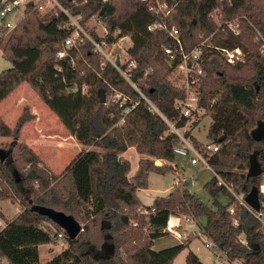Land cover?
Here are the masks:
<instances>
[{"label":"trees","instance_id":"obj_1","mask_svg":"<svg viewBox=\"0 0 264 264\" xmlns=\"http://www.w3.org/2000/svg\"><path fill=\"white\" fill-rule=\"evenodd\" d=\"M59 2L72 15H82L85 26L98 14L106 22L105 41L109 45L119 36L129 35L127 53L137 62V67L129 71L130 81L177 126L186 125L188 118L175 107L177 99L185 98V92L169 79L174 66H170L163 53V45L172 44V39L165 31L148 30L157 20L148 9V2ZM40 5L29 2L8 37L0 36L2 54L12 63L10 68L0 72V102L27 82L80 143L101 147L103 151L81 150L62 174L57 175L28 144H14L8 150L0 147V198L16 197L25 207L0 230V264H40L39 246L52 243L54 236L40 223L50 221L61 227L40 214L35 209L37 205L63 211L77 221L92 215V219L99 220L103 237L101 246L97 245L88 237L90 227L86 225L78 237H68L69 247L46 264H172L196 236L185 241L173 238L168 230L172 216L195 220L200 232L212 242L213 249L225 254L231 264H264L261 220L228 188L245 196L253 186L260 188V176L249 177L248 170L250 157L257 152L264 171V140L256 141L251 136L257 118L260 115L264 118V57L250 60L255 74L247 76L245 72L249 71L250 63L231 64L216 49L219 46L234 49L238 44L247 51L243 45L244 34H218L220 38L214 40L216 46H203L206 77L200 86L199 107L211 113L207 138L219 146L216 152L207 154L215 172L205 184L212 202L206 203L185 185L146 205L138 190L149 186L151 172L166 174L172 170L171 164L157 165L156 159L170 162L175 159L173 149L178 136L170 131L159 114L149 109L130 81L93 50L91 42L73 49L74 65L69 56L60 59L62 42L70 32L65 27L69 18L61 8L55 13L42 14ZM215 10L229 18L243 11L264 31V0H175L168 23L179 29L187 50L198 46L216 30L211 17ZM89 30L96 40L103 41L100 35ZM117 30L120 33L115 37ZM230 38L235 40L234 44ZM124 68H128V64ZM85 86L87 89L83 92ZM101 90L106 92L104 103L100 98ZM113 91L128 97L126 105L138 102L122 124L119 122L123 107L110 99ZM29 118L23 114L13 129L0 125V133L19 136ZM197 124L198 121L192 123L193 127ZM186 135L197 146L204 145L190 132ZM14 147L20 150L19 157L14 155ZM130 147L148 156L140 159L132 178L129 177L131 163L122 155ZM221 195L228 197L227 203L220 201ZM260 200L263 205L261 190ZM231 206L234 214L229 211ZM141 207L146 209L147 217L138 213ZM133 220L139 226H131ZM168 236L170 242L154 247L157 241ZM241 237L246 243L240 241ZM185 264L203 262L189 250Z\"/></svg>","mask_w":264,"mask_h":264},{"label":"rangeland","instance_id":"obj_2","mask_svg":"<svg viewBox=\"0 0 264 264\" xmlns=\"http://www.w3.org/2000/svg\"><path fill=\"white\" fill-rule=\"evenodd\" d=\"M34 1L43 5V8L40 9L42 14H45L46 12L55 13L60 9L59 0ZM22 15L23 11L21 10L14 14L12 18L15 20L16 18H20ZM211 17L217 25V28L214 32L202 39L200 44H205V46H216L217 44L214 40H218L221 34L227 35L232 33L234 36H242L244 34L245 42H243V45L247 48V51H244L240 45L235 44L240 48L241 53L238 55L237 61L233 64L238 62H243L245 64L250 63L251 67L249 68V71L245 72V74L254 76L255 66L250 60H256V58L264 57V31L261 30V28L256 25L243 11H240L239 14L233 18H229L222 15L220 10H215L211 13ZM106 26V22L98 16V14H95L87 24V28L92 29L98 35H102L106 32ZM12 30L13 29L4 27L3 20L0 17V36H3L6 39L9 32ZM217 35L219 37H217ZM230 40H232L230 41L231 44L235 43L234 39L230 38ZM129 44L130 39L127 38L126 41L120 42L115 49L117 51H121L120 45L127 49ZM11 66V61L3 56L2 49L0 48V72L10 68ZM182 78L183 76L178 70H174L169 75V79L175 84L181 83ZM86 89L87 86H85V90ZM23 114L27 117L29 116L30 118L21 128L19 136H15L13 134L6 136L0 133V147L8 150L14 144H28L39 155L41 160L46 165L51 167L57 175L62 174L65 166L69 163L71 158L76 156L79 152L78 148H89L103 151L101 147L94 145H82L71 134V132L67 130L57 114L53 112L47 104L45 106V102L27 82L21 83L16 90L0 102V125L6 124L13 129ZM211 120V113L207 110L199 108V111L194 117H192V119H190L189 122H187L184 127L185 129L183 130L190 132L199 142H202L203 144L210 143V139L207 138V132ZM257 120H264V118L260 115ZM194 121H198V124L195 127L192 125ZM14 151V155L19 157L20 150L18 147H14ZM122 155L131 163V171L129 172L130 178L134 175L135 167V170H137V165L139 164L138 159H140V157H148L147 155H140L134 148H129L127 152ZM171 162L176 163L177 167H174L173 164H171L172 170L168 173L151 174L149 177V186L140 192V197H142L141 199L148 204L152 201L150 195L167 196V194L172 190L182 189L185 185H187L191 192L198 194L206 203L211 204L212 200L205 189V184L215 176L213 171L207 169L202 163H193L189 157L180 155H176L175 159ZM156 164H170V161L156 159ZM178 171L182 173V176H180V182L175 183L174 178L178 175ZM260 180V190L264 192V171L260 176ZM237 194L241 195L243 193L237 192ZM228 200L229 199L226 195L220 196V201L222 203H227ZM24 209L25 207L20 204L16 197L0 198V230L3 229L8 222L15 219ZM137 210L139 214L146 217L148 216L144 207L138 208ZM91 216L87 219L81 218L79 219V222L82 224L83 228H85L86 225L90 227L88 237L91 236V239L97 245L101 246L103 243V237L100 231L99 220L97 218L94 220ZM181 220V225L175 227L177 230H175L174 236H176L177 240L185 241L186 239H190V237L194 236V234L196 236L192 239L191 245L184 249L174 259L172 264H185L189 250L194 251L200 257L203 264H231L226 255L220 250L213 249L212 247H208L206 245V240L211 244L212 242L207 239L205 234L200 232V227L195 220L190 221L191 219L188 220L185 216H181ZM201 222L204 223V220H201ZM131 224V226H139L136 220H133ZM40 226L44 229L50 230L54 234L52 243L39 246L40 264H46L56 255L60 254L63 250L69 247V238L63 229L59 228L50 221H42ZM187 227L189 230H187ZM147 228L148 225L144 227V230L146 231ZM61 232H64L63 236L59 235ZM169 234L171 233L169 232ZM178 235L180 237H177ZM171 236L173 235L171 234ZM170 238L171 237L168 236L160 239L156 242L154 247H159V245L167 243Z\"/></svg>","mask_w":264,"mask_h":264},{"label":"built area","instance_id":"obj_3","mask_svg":"<svg viewBox=\"0 0 264 264\" xmlns=\"http://www.w3.org/2000/svg\"><path fill=\"white\" fill-rule=\"evenodd\" d=\"M34 0H0V17L3 20V25L5 28L13 29L20 18L15 20L12 18L14 14L19 11L25 10L27 4ZM148 2V9L152 11L156 16L157 20L148 26L149 31L162 30L169 34L172 39V44L163 45V53L165 55L166 61L170 66H174V70H178L183 76L182 82L176 85L185 92L184 99H177L175 102V107L179 110L180 114L187 117L188 121L192 119L199 111V100L201 96L200 86L202 81L206 77V72L204 68V49L205 44H200L191 50H187L182 41L180 31L176 26H170L168 23V17L174 7L175 0H143ZM60 6V5H59ZM40 9L43 8L41 4ZM60 8L67 14L69 22L65 27L69 28V34L64 38L62 42V48L58 54L60 59L71 57L72 64L74 65V60L71 55L74 48L79 49V47L86 44V42H91L93 45V50L100 53L106 60L110 61L120 72V74L128 81H130L129 71L137 67V62L130 58L127 53V49L120 45L121 51H117L115 47L119 45L120 42L126 41L127 38L130 39L129 35L119 36L116 41L111 45L107 44L105 38L108 34V29L105 27V33L100 35L103 41L96 40L90 30L82 22V15H72L68 10L64 9L62 6ZM120 31L115 32V37L119 35ZM218 51L224 54L227 61L231 64L235 63L238 59V55L241 53L239 47L234 49L220 48L216 47ZM123 51V52H122ZM119 58V61H117ZM176 63V65H175ZM128 64V68H124V65ZM173 70V71H174ZM172 71V72H173ZM130 83L142 94L148 104L149 109L159 114L168 124L171 132L178 136L177 144L174 146V154L189 157L193 163H202L209 170L213 168L208 163L207 154L209 152L214 153L218 150L219 146L217 144L205 143L203 146H197L190 137L186 135L187 130L184 126L179 127L176 125L175 121L167 118L158 107L146 97L141 90L137 87L136 83L130 81ZM76 89H73L75 91ZM85 92V88L83 89ZM110 99L119 102L120 107H123L122 118L120 124L125 122L126 115L131 112L137 105L138 102H133L131 105H126L128 97L119 91H113L110 94ZM187 124V123H186ZM214 171V170H213ZM215 173V172H214ZM176 177L174 178L175 183L180 182V176L182 173L178 171ZM220 182H222L220 180ZM230 192L237 198V200L245 205L246 207L252 209L245 202L244 194H237L232 187H228ZM253 210V209H252ZM230 213L234 214L235 209L233 206L229 208ZM255 214L260 218L262 223V230L264 231V203L261 205V210L259 212L255 211ZM190 220L189 217H185ZM172 229V228H171ZM63 236V232L59 234ZM177 237H180L179 235ZM182 237V236H181ZM240 241L246 243L244 237L240 238ZM208 247L213 245L206 241ZM240 264V262H236Z\"/></svg>","mask_w":264,"mask_h":264},{"label":"water","instance_id":"obj_4","mask_svg":"<svg viewBox=\"0 0 264 264\" xmlns=\"http://www.w3.org/2000/svg\"><path fill=\"white\" fill-rule=\"evenodd\" d=\"M117 61H119V58H117ZM100 98L102 103L106 101V92L104 90L100 91ZM251 136L256 141L264 140V120H258L257 126L251 130ZM221 139L222 137L220 140ZM0 153H2V151ZM119 159H121V157H119ZM262 173V166L258 160V154L255 152L250 157L248 176L259 177ZM245 202L255 211L259 212L261 210L260 188L258 186H253L246 194ZM35 209L40 214L56 222L67 233L70 239H75L81 231H83L82 224L72 215L43 205H37Z\"/></svg>","mask_w":264,"mask_h":264},{"label":"crops","instance_id":"obj_5","mask_svg":"<svg viewBox=\"0 0 264 264\" xmlns=\"http://www.w3.org/2000/svg\"><path fill=\"white\" fill-rule=\"evenodd\" d=\"M22 16H23V15H22ZM22 16H21V17H22ZM45 106H46V103H45ZM81 144H82V143H81ZM79 145H80V144H79ZM82 145H83V144H82ZM85 146H86V145H85ZM130 148H134V149H136L135 147H130ZM78 149H79V152H80L81 150H88L89 148H86V149L78 148ZM99 151H100V150H99ZM79 152H78V153H79ZM126 152H127V151H126ZM78 153H77V154H78ZM77 154H76V155H77ZM139 154H140V153H139ZM140 155H142V154H140ZM142 156H143V155H142ZM74 157H75V156H74ZM74 157H72L71 160H72ZM142 158H143V157H142ZM142 158L140 157V159H142ZM140 159H138V160L140 161ZM71 160H70V161H71ZM70 161H69V162H70ZM68 164H69V163H68ZM68 164H67V165H68ZM170 164H173L174 167H177V164H176V163L170 162ZM67 165H66V166H67ZM66 166H65V167H66ZM138 167H139V164L137 165V170H138ZM135 169H136V167H135ZM135 169H134V174H135L136 171H137V170H135ZM52 170H53V169H52ZM53 171H54V170H53ZM212 171H213V170H212ZM154 173H155V172H151L150 175H149V177L151 176V174H154ZM213 173H214V171H213ZM157 174H158V173H157ZM214 174H215V173H214ZM149 182H150V181H149ZM142 190H145V189H139V190H138V195H139V196H140V192H141ZM172 191H173V190H172ZM172 191H171V192H172ZM171 192H170V193H171ZM168 194H169V193H168ZM168 194H167V195H168ZM150 196H151V199H152L151 203H148V204H147V203H145V202L141 199V200L143 201L144 204H146V205H150V204H152V202L154 201V199H155L156 197H161V195H158V196L150 195ZM164 196H166V195H164ZM140 198H142V197H140ZM181 221H182V220H181V217H178V216H172V217L170 218V220H169V223H168V230L170 231V233L173 235V238H175V239H177L176 236H174V235H175L174 232H175V230H177V229H175V227L180 226V225H181ZM190 221H192V220H190ZM195 222H196V221H195ZM171 228H172V229H171ZM187 230H189L188 227H187ZM191 233H192V232H191ZM171 234H170V235H171ZM170 241H171V238L168 239L167 242H170ZM179 241H180V240H179ZM191 242H192V241H191ZM165 244H166V243H165ZM165 244H163V245H165ZM190 245H191V243H190ZM190 245H189V246H190Z\"/></svg>","mask_w":264,"mask_h":264}]
</instances>
